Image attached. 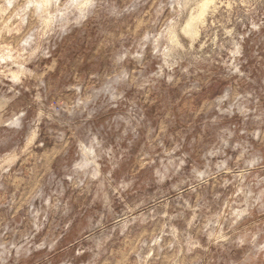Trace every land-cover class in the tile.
I'll return each instance as SVG.
<instances>
[{"label": "rangeland", "instance_id": "374dc122", "mask_svg": "<svg viewBox=\"0 0 264 264\" xmlns=\"http://www.w3.org/2000/svg\"><path fill=\"white\" fill-rule=\"evenodd\" d=\"M0 264H264V0H0Z\"/></svg>", "mask_w": 264, "mask_h": 264}]
</instances>
